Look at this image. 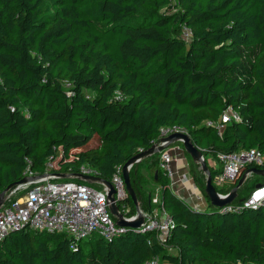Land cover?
Segmentation results:
<instances>
[{
    "label": "trees",
    "instance_id": "obj_1",
    "mask_svg": "<svg viewBox=\"0 0 264 264\" xmlns=\"http://www.w3.org/2000/svg\"><path fill=\"white\" fill-rule=\"evenodd\" d=\"M228 107L241 118L220 134L207 122ZM174 124L206 161L264 154V0H0V194L28 171L43 173L50 157L61 170L88 163L111 180ZM150 170L175 223L166 240L128 227L73 247L65 233L19 229L0 242V264H264V206L242 207L239 192L224 211L198 183L208 206L194 208L158 161ZM246 170L218 189L230 192ZM131 179L138 193L132 170Z\"/></svg>",
    "mask_w": 264,
    "mask_h": 264
},
{
    "label": "built area",
    "instance_id": "obj_2",
    "mask_svg": "<svg viewBox=\"0 0 264 264\" xmlns=\"http://www.w3.org/2000/svg\"><path fill=\"white\" fill-rule=\"evenodd\" d=\"M183 36L190 40L192 30L183 26ZM66 84L70 86L69 82ZM68 94L72 95L73 92L69 91ZM115 98L122 101L126 96L121 91H117ZM240 118L241 115L236 109L228 107L217 121L210 120L207 124L213 125L222 134L226 124ZM175 133L190 135L189 130L179 124L164 126L160 130V136L153 141L152 145L162 144V138ZM158 155V167L170 179V186L186 188L191 184L193 179L188 178L190 172L184 164L185 149L181 142L165 148ZM216 158L221 167L213 176V184L223 197H226L229 192L224 193L219 189L227 188L234 183L243 169L264 168V154L258 148L219 153ZM179 163L181 167L178 169ZM57 173H79L102 177L100 169L88 163L81 164L77 169L70 166L67 170H61L58 159L54 157L47 160L43 173L28 171L26 177H30V180L19 182L12 187L1 206L0 242L13 230H48L67 234L73 238L72 246L74 247L76 242L90 239L92 236H99L110 241L115 235L127 230L128 227H119L116 223L117 219L110 210L109 188L106 185L97 183L102 186V189H97L88 182L73 180L77 178L59 180L63 178ZM40 175L42 176L39 178H32ZM110 181L116 189L114 194L116 204L128 219H134L137 212L132 216L128 214L130 212V206L127 203L129 193L123 178V166L116 167ZM151 203L156 205V208L151 212L142 209L145 221L135 229L154 233L160 241H164L175 225L174 220L164 209L160 195L151 196ZM242 205V207L253 208L264 206V184L259 188L255 187L244 199ZM194 208L202 207L195 205ZM231 209V204L223 207L224 211ZM147 264L162 263L159 257H155Z\"/></svg>",
    "mask_w": 264,
    "mask_h": 264
},
{
    "label": "water",
    "instance_id": "obj_3",
    "mask_svg": "<svg viewBox=\"0 0 264 264\" xmlns=\"http://www.w3.org/2000/svg\"><path fill=\"white\" fill-rule=\"evenodd\" d=\"M161 142L162 144H153L149 148L138 152L131 159H129L126 162V164L123 166V178L126 184V189L129 193V197L133 199L137 207V214L134 219H128L127 216L120 210L119 206L116 204L115 196H114V194L116 193V189L114 188V185L109 179L103 177H96V176H87L79 173H73V174L57 173V174L63 179L77 178L79 180L88 183H101L106 185L109 188L108 198L109 201L111 202L110 210L117 219L116 221L117 225L119 227H134V228H138L144 223L145 215L143 214L142 209L140 208L138 194L132 185L133 181L131 179V169L135 164L140 163L142 160L158 154L160 151L174 145L177 142H181L183 144L185 151L192 157L195 163L200 165L202 171L205 173L206 175L205 193L210 199L211 204L215 207H224L230 205L238 197L239 189L244 185V183L247 181V179L251 174L264 176V168H259V167L248 168L243 173L242 177L238 181V184L229 192V194L226 197H223L220 195L217 188L213 184V174L207 164L203 151L195 145L190 135L184 133H175L162 138ZM41 176L42 175L38 177L35 176L32 178H39ZM29 180L30 177H24L20 182H26ZM15 185L16 184L10 185L6 190H4L0 194V209L6 200L8 191ZM261 186L262 183H258L256 185L257 188Z\"/></svg>",
    "mask_w": 264,
    "mask_h": 264
},
{
    "label": "rangeland",
    "instance_id": "obj_4",
    "mask_svg": "<svg viewBox=\"0 0 264 264\" xmlns=\"http://www.w3.org/2000/svg\"><path fill=\"white\" fill-rule=\"evenodd\" d=\"M184 156H185L184 164L186 165L188 172H190L188 178L191 177L193 179L191 181V184L188 185V189H190L192 192L198 193L199 195L200 194L203 195V192L200 190L198 183H204L205 184L206 183V175L202 171L200 165L196 163L197 169L199 171L198 177L196 178L194 173L191 171V165H189V163H188V159H187L186 154ZM149 158L144 159L140 163L135 164L131 170L134 172V178L138 182V187H140L142 192L145 191L146 196L148 193H152L153 195L154 194L160 195L161 194V187L158 186V184L156 183L155 178H154L153 174H151V170H150L152 165L157 164L158 158H156V159L154 158V159H150V160H149ZM207 162H208V166H209L210 170H212V171H216L217 169H219L221 167L220 162L218 161V159L214 155L209 154L207 156ZM66 179L67 178L59 179V180H66ZM73 180L79 181L78 179H73ZM263 181H264V176L252 174L251 176H249L247 181L244 183V186L240 189V191H239L240 196H247L248 197L251 190L254 187H256V185L258 183H261ZM193 183H195V185ZM89 184L92 185L93 187L97 188V189H102V186L100 184H97V183H89ZM196 187H197V190H196ZM146 201H147V199H145V202ZM140 208L141 209L145 208V204L142 201L140 203ZM210 208L211 207H209L208 209H210ZM211 209H213V208H211ZM161 263L162 264H171L169 262L162 261V260H161Z\"/></svg>",
    "mask_w": 264,
    "mask_h": 264
},
{
    "label": "crops",
    "instance_id": "obj_5",
    "mask_svg": "<svg viewBox=\"0 0 264 264\" xmlns=\"http://www.w3.org/2000/svg\"><path fill=\"white\" fill-rule=\"evenodd\" d=\"M178 169L181 167L180 163L178 164ZM180 197H182L190 206L194 207L195 205H199L202 208H205L208 206V202L206 200L205 197L199 195L198 193H194L192 192L190 189H188V187L186 188H181V187H172L170 186ZM138 198H139V203L144 202L145 204V211L151 212L154 208H156V205H153L151 203V196H156L158 194H151L148 193L147 196L145 194V191L142 192V190L140 189L138 191ZM145 199H147V201L145 202ZM143 209V210H144Z\"/></svg>",
    "mask_w": 264,
    "mask_h": 264
}]
</instances>
